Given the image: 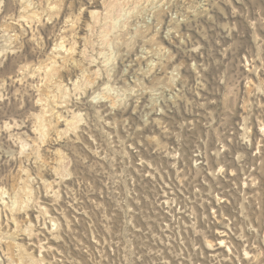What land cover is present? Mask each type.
<instances>
[{
    "label": "rangeland",
    "instance_id": "rangeland-1",
    "mask_svg": "<svg viewBox=\"0 0 264 264\" xmlns=\"http://www.w3.org/2000/svg\"><path fill=\"white\" fill-rule=\"evenodd\" d=\"M0 264H264V0H0Z\"/></svg>",
    "mask_w": 264,
    "mask_h": 264
},
{
    "label": "bare ground",
    "instance_id": "bare-ground-1",
    "mask_svg": "<svg viewBox=\"0 0 264 264\" xmlns=\"http://www.w3.org/2000/svg\"><path fill=\"white\" fill-rule=\"evenodd\" d=\"M58 88H60L59 86H57Z\"/></svg>",
    "mask_w": 264,
    "mask_h": 264
}]
</instances>
